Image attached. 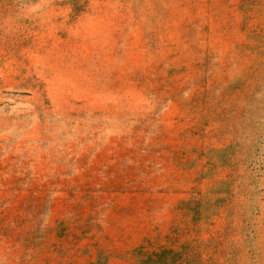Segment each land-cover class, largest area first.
<instances>
[{"label":"rangeland","instance_id":"rangeland-1","mask_svg":"<svg viewBox=\"0 0 264 264\" xmlns=\"http://www.w3.org/2000/svg\"><path fill=\"white\" fill-rule=\"evenodd\" d=\"M0 264H264V0H0Z\"/></svg>","mask_w":264,"mask_h":264}]
</instances>
